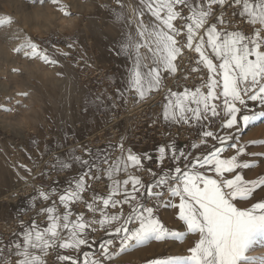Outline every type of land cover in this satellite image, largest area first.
Wrapping results in <instances>:
<instances>
[{
  "label": "snow or ice",
  "instance_id": "snow-or-ice-1",
  "mask_svg": "<svg viewBox=\"0 0 264 264\" xmlns=\"http://www.w3.org/2000/svg\"><path fill=\"white\" fill-rule=\"evenodd\" d=\"M115 3V19L129 29L116 50L129 61L117 93L120 97L133 93L142 101L166 88L159 120L187 126L196 136L190 146L180 147L175 141L160 144L155 157L125 149L121 142L114 160L105 150L89 152V160L53 146L50 170L66 174L71 170L74 175L66 184L54 181L56 187L37 189L31 197L33 208L37 201L46 202L37 213L46 217V224L35 218L29 224L21 221L22 230L8 245L11 264H48L46 258L57 249L77 253L82 246L92 249L98 229L108 237L99 241V258L96 252L84 251L81 261L68 252L56 255L59 264H105L153 241L180 242L189 234L196 238L187 254L165 255L147 264H264V254L250 255L256 247H264V197L252 202L258 190L264 191V174L254 179L244 175L258 162L264 163V151H248L264 141L241 142L243 130L264 118V110L249 107L253 102L264 109V0ZM229 9L231 18L226 17ZM60 11L70 14L64 6ZM236 17L250 32L234 26ZM11 23L10 18H0V26ZM14 51L45 63L57 62L31 39ZM188 52L195 54L190 58L196 65L191 72L204 70L202 83L182 90L166 87L168 77L178 78ZM95 103L98 109L105 106L102 96ZM153 160L158 171L145 163ZM168 161L171 164L162 167ZM141 173L151 179L144 180ZM103 177L106 187L98 191L95 186L105 184ZM164 208L175 210L179 228L162 221L158 213Z\"/></svg>",
  "mask_w": 264,
  "mask_h": 264
},
{
  "label": "rangeland",
  "instance_id": "rangeland-1",
  "mask_svg": "<svg viewBox=\"0 0 264 264\" xmlns=\"http://www.w3.org/2000/svg\"><path fill=\"white\" fill-rule=\"evenodd\" d=\"M123 3L136 6L138 0H123ZM61 6L70 14L65 15L60 11ZM113 9L118 10L115 0H59L58 4H53L51 0H0V18L12 20L10 25L0 26V236L10 230L9 221H5L7 214L3 211L10 206L16 209L19 200L13 205L15 199L32 190L35 193L46 176L42 173L47 172V158L53 154L50 149L53 146L68 149L69 139L76 141L74 135H78L74 130L80 124L79 102L82 94L87 93L80 80L82 71L92 70L96 65L108 66L110 87L113 86L112 60L125 57L118 56L116 50L129 31L123 22L115 19ZM126 12L129 20H132V7H128ZM231 12L232 9H229L226 17L231 18ZM134 28L133 23V35ZM26 39L47 50L49 57L57 62L45 63L38 58L25 57L22 51H14ZM24 93L26 95H22ZM249 107L264 110L253 102H249ZM159 122L162 132L168 136L164 142L177 140L184 146H190L196 136V131L190 130L192 141L185 140L181 125H163L162 121ZM84 125L83 130L89 132L91 124L87 122ZM80 136L76 138L82 140ZM118 139L123 144L127 141L124 136ZM250 141H264V118L250 124L241 133L242 143ZM248 151H264V145L251 146ZM149 168H152L151 164ZM152 169L158 171L157 167ZM261 174H264V163L259 162L255 168L244 172L247 179ZM142 178L151 179L147 174H142ZM262 197L264 191L258 190L252 202ZM174 211L164 208L160 209L158 215L166 226L177 229L179 222L175 219ZM107 238L103 234L100 240ZM195 238L189 234L180 242L153 241L115 256L105 264H147L157 257L187 254L186 250L192 246ZM100 240L92 249L82 246L79 253L57 249L49 254L47 262L59 264L56 255L68 252L79 256L82 261L84 251L99 252ZM261 254H264V247H256L250 253L254 256Z\"/></svg>",
  "mask_w": 264,
  "mask_h": 264
},
{
  "label": "built area",
  "instance_id": "built-area-1",
  "mask_svg": "<svg viewBox=\"0 0 264 264\" xmlns=\"http://www.w3.org/2000/svg\"><path fill=\"white\" fill-rule=\"evenodd\" d=\"M234 22V25L239 26V29L242 31L250 32V27L247 25H241L240 19L235 20ZM141 51L144 52L145 50L142 49ZM194 55V53L188 52L184 56L183 60L180 62L178 78L172 79V77H168L165 81L166 87H171L172 90H177L185 86L194 88L202 83L204 70L191 72V68L196 67L194 61L190 62V58ZM110 76L111 74L108 70V66L96 65L92 70L82 71L80 80L87 92L99 95L103 94L110 88ZM185 77L187 78L185 79ZM165 94L166 88L162 89L159 93H153L147 96L142 101H139L133 93H129L124 98L110 97L112 104L109 107L108 112H105L104 114L107 123L95 134V138L99 140V137L108 134L110 139H115L113 141L115 148L110 152L113 160L119 155V150L116 146L120 144L118 138H121V136L125 137V141L127 140L134 144L145 146L149 152H155V149L167 140L168 136L162 132L163 128L158 120V114L161 111ZM181 129V132H185L184 139L192 141L191 129H188L185 126H182ZM173 132L176 133V130ZM69 143L70 146L68 149L75 148L79 145V142L74 141L73 138L69 139ZM52 157L53 154L49 155L47 161L51 162ZM168 165L169 162L162 166L166 167ZM151 167L156 168V163H151ZM50 183L51 178L45 176L40 184L47 190V185ZM0 225H2V223H0ZM8 234L9 231L6 232V235ZM103 234L104 232L98 229V234L94 235H96L97 240H100ZM116 249H118V245H116ZM116 249H112V251H115ZM97 257H99V252L97 253Z\"/></svg>",
  "mask_w": 264,
  "mask_h": 264
},
{
  "label": "crops",
  "instance_id": "crops-1",
  "mask_svg": "<svg viewBox=\"0 0 264 264\" xmlns=\"http://www.w3.org/2000/svg\"><path fill=\"white\" fill-rule=\"evenodd\" d=\"M238 19L239 17H237L235 20H238ZM112 62H113V69H114V77L112 78L113 86H111L103 94L98 95V94H94L91 92H87V93L84 92L82 94L80 98V102H79V107H78V111L80 115V118H79L80 124H78V126L75 128L74 131L75 133H77L78 136L81 134L80 137H83V138L82 140H78L76 138L78 136H76L75 134L74 135L75 139L77 142H79V145L70 150L67 149L66 147V149H63L61 151L70 152L76 156L82 157V159L90 160L91 156H89L88 154L89 152L92 155H95L97 153V150H105V151L111 152L115 148V145L113 144V140H111L109 137H99V140H96L95 138L96 132L102 129L107 123V119L104 118V114L105 112H108L109 107L112 104V102L110 101V97H113V98L120 97L119 94L117 93V88L121 87V85L123 84L125 73H126V70L129 64V61L127 60L126 57H123L120 60L117 58H113ZM126 94L127 92L124 94L123 97H125ZM97 96L103 97L104 105H105L103 108H100V109L97 108L96 103H95ZM87 122L91 124L89 128L91 130L89 132L83 130L85 126L84 124H86ZM162 123L163 125L166 124L164 122ZM80 127L81 128L83 127V128L79 130ZM173 141H175L180 147H185L184 144H181V142L177 140H173ZM168 142H171V140L164 142V143H168ZM124 147L125 149L131 147L134 151L141 152V153L148 152L153 157H155L156 155V152H149L145 146L136 145L129 141H126V143L124 144ZM153 162H155V160L146 161L145 163L147 167H149L150 164ZM168 162L169 164H171L170 161ZM53 163H54V159L52 157V161L49 162L45 167V169H47L46 176L51 178V183L47 185L48 189L57 186L54 183V181H59V183L63 185V184H66L67 181L71 180L74 175V173H72L71 170H69L67 174L65 172L57 173L55 171H51L50 169ZM75 167L77 168V170H79V165H75ZM120 178H123V174H121ZM102 179H104L105 184L104 185L97 184L95 187L97 188L98 191H100L102 187H106V183H107L106 177H103ZM40 188H42L41 184L38 186L37 189H40ZM31 192L18 196L15 199L13 205L17 202V200H19L18 206L15 207L16 209H12L10 206L6 211H3V213L7 214V218L5 221H9L10 223L9 234L8 235L2 234L3 236H0V250H2L0 251V256L3 257V264L11 263L8 258V252H9L8 245H10L13 241L17 239L19 232L22 230L21 221H23L24 224H29L31 222V219L35 218L42 225L46 224V217L43 215H40V216L37 215V213H39L40 208L46 205V202L37 201L35 207L34 208L31 207V204H32ZM35 194L36 192L33 193V195ZM89 194L91 195V192H89ZM21 209H24V211H21Z\"/></svg>",
  "mask_w": 264,
  "mask_h": 264
}]
</instances>
